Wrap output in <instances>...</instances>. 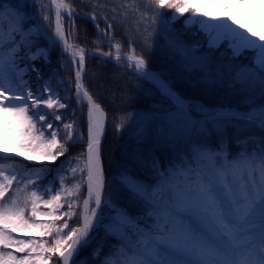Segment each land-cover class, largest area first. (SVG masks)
I'll list each match as a JSON object with an SVG mask.
<instances>
[{
  "label": "snow or ice",
  "instance_id": "6c2138e0",
  "mask_svg": "<svg viewBox=\"0 0 264 264\" xmlns=\"http://www.w3.org/2000/svg\"><path fill=\"white\" fill-rule=\"evenodd\" d=\"M30 2L40 4L42 22L27 11ZM90 3L86 15L97 29L91 52L69 42L75 33H66L63 19L75 9L67 0H0V137L13 145L12 151L0 146V264H264V35L237 24L235 12L226 14L227 5L221 4L219 15L207 11L216 0ZM244 3L237 0L238 6ZM106 7L111 21L119 20L126 31L134 28L145 47H153V37L162 38L181 80L202 83L213 94L227 92L236 105L189 102L162 73L148 70L131 42L127 52L121 42H112L107 13L100 29L96 12ZM180 17L186 28L198 26L207 47L189 44L176 31ZM105 38L107 52L100 48ZM41 39L47 43L41 45ZM225 41L230 56L221 61L216 52ZM50 45L71 56L76 102L81 107L86 102L85 148L51 180L52 169L35 166L32 157L54 163L85 136L73 121L63 123L61 139L60 127L41 108L68 106L59 97L63 78L58 84L44 80L35 90L30 84L36 69L29 62L47 59ZM97 54L126 62L167 105L142 118L137 148L111 180L102 159L106 113L82 75L86 57ZM54 119L63 118L54 114ZM124 126L121 117L116 130ZM229 132L235 151L224 146ZM155 146L168 149V165L157 158ZM93 243L90 257L81 260V250Z\"/></svg>",
  "mask_w": 264,
  "mask_h": 264
},
{
  "label": "trees",
  "instance_id": "16d2710c",
  "mask_svg": "<svg viewBox=\"0 0 264 264\" xmlns=\"http://www.w3.org/2000/svg\"><path fill=\"white\" fill-rule=\"evenodd\" d=\"M67 2L72 5L76 14L90 17V15H86L92 7L90 0H67ZM115 2L116 0H100V3H107L109 7ZM162 11L168 16L172 14V10L170 9H163ZM106 13L109 16V21L114 25V41L121 42L124 50H126L125 46L131 42L132 47L136 50V54L143 55L146 58L147 68L155 73H162L164 78H168L171 83L176 85L177 90L189 102L194 104L207 102L209 105L229 103L236 105L237 101L227 92L213 94L202 83L195 84L181 80L178 75L176 62L166 51V44L162 38L153 37V47H145L142 38L137 35L134 28L126 31L125 25L120 23L119 20L111 21V14L108 12L107 7L103 11L97 10L96 12L98 18L103 20V22H98L101 30L105 28L104 16ZM73 23L75 24L74 30L72 28ZM175 29L184 34V39L189 44H195L199 41L200 44L206 47L203 36H200L192 28L183 27L182 20L175 21ZM73 31L75 34L71 39L72 43L89 49L97 47L93 43V40L97 37L95 24L84 18L74 16L70 23L69 33ZM40 44H45V41L41 39ZM100 48L105 52L109 51L105 43L101 44ZM226 48V45H222L219 51L216 52V56L221 61H224L225 57L230 56ZM56 55L49 57V59L41 57L38 60L29 62L30 64H34L36 69V71L31 72L30 76V84L34 90L40 87L44 80L51 81L54 78L55 84H58L61 78H70L72 76V66L68 61V57L60 52ZM241 59L243 60V57ZM125 69L124 67L121 71L111 62L98 57H87L84 69L83 83L96 102L104 108L106 117L110 122L116 125L121 117L125 120V126L121 129L120 134L117 135L113 128H108L102 143V159L104 161L106 179L108 180L115 177L120 167L125 164L137 148V134L143 131L140 130V127L138 128L140 124H136L135 121L142 120V118L150 114H159V110L167 107L149 82L134 76ZM38 74L42 79H37ZM59 97L61 98V102L68 105L66 108L48 110L41 106L42 110L47 113L49 120L60 127L61 139H63V123L75 121L76 132L78 134L84 133L85 142L72 144L69 151L64 156L59 157L56 162L46 163L52 169V172L49 174V180L56 176V171L61 164L67 166V161L77 156L85 148L86 144V106L81 107V105L77 104L74 91L68 87L66 82H64V87L59 90ZM54 114L61 115L62 121H55ZM36 119L38 120V117ZM141 126L144 127V125ZM257 134L259 135V133ZM230 138L231 132H229V139L225 140L224 146L235 151L236 146L233 142H230ZM168 147L172 148L171 156L175 157L177 155L176 149L172 146ZM154 150L158 154L157 158L161 159L164 165H168L170 159L168 149L156 146ZM179 155L187 159L183 151ZM73 162L75 163L74 160ZM173 163H177V161L173 160ZM65 175H68L67 183L71 184L73 182L72 177L68 173H65ZM56 185L57 187L59 186L58 178L56 179ZM45 198H47V194H45ZM69 223L73 227L77 226L75 220H70ZM102 236L103 233L101 232L98 240ZM95 246L96 244L93 243L88 248L82 249L80 259L90 257L91 251ZM105 251H107V247H105Z\"/></svg>",
  "mask_w": 264,
  "mask_h": 264
},
{
  "label": "rangeland",
  "instance_id": "374dc122",
  "mask_svg": "<svg viewBox=\"0 0 264 264\" xmlns=\"http://www.w3.org/2000/svg\"><path fill=\"white\" fill-rule=\"evenodd\" d=\"M260 1L262 2L263 0H260ZM40 3H48V0H40ZM204 3L207 4V3H208V0H204ZM225 5L228 6V7H227V13H228V12L233 13V12H235L234 8L239 7L238 4H237V2H236V3H231V2L229 3V0L225 3ZM39 6H40L39 3H37L36 5H32L31 2H30V3H29V6H28V8H27V11L29 12V14H30V15H33V16L35 17V19H37V20H41V16H42V14H41L40 11H39ZM251 7H252L253 9H255V8H257V4L254 2V3L251 4ZM223 9H224V8H223ZM206 10L209 11V12H213V13L219 15V12H217L216 10H213V9L211 8L210 5L208 6V8H207ZM187 15H189V14L186 13L185 16H187ZM52 19H53V21H54V11H53V13H52ZM177 20H182V25H183V27L186 28V26H185V24H184V17H180V18L177 19ZM177 20H176V21H177ZM41 22H42V20H41ZM236 22H237V24H243V25H245V24L243 23V21H240V22L236 21ZM63 25H64V27H65L66 33H69V27H70V24H69V22H68V20H67V18H66L65 16H64V19H63ZM245 27H246V26H245ZM187 28H192V29L196 30V31L200 34V36H203V40H204V42H205L206 38L204 37V34H203V33H201V32L198 31V26H187ZM246 28H251V29L256 33L257 36L262 35V34H260L258 31L254 30L253 27H246ZM100 34H101V36H103V32H101ZM48 35L51 36L52 33L49 32ZM4 38L7 39V35H6V34H4ZM43 41H44V40H43ZM69 42H71V40H70ZM112 42L115 43L114 41H112ZM46 43H47V42H45V44H46ZM71 43H72V42H71ZM43 45H44V44H43ZM105 45L108 47V41H107V38H105ZM222 45H226V47H227V41L223 42ZM206 47H207V45H206ZM108 48H109V47H108ZM85 49H86V48H85ZM226 49H227V48H226ZM227 50H228V52L230 53V50H229V49H227ZM123 51L126 52V50H124V49H123ZM58 52H60L61 54L65 55V54L62 52V49H60L59 45H50V46L48 47V49H47V59H49V57L57 56L56 54H57ZM251 55H252L251 53H248V57H249V58L251 57ZM65 56H66V55H65ZM243 59H244V58H243ZM68 61L70 62V65H71V59H70L69 57H68ZM245 62H247V61H245ZM123 65L126 67V62H123ZM71 66H72V65H71ZM74 72H75V68L72 67V76H73ZM72 76L70 77L71 79H72ZM70 78H64V81H65V82H68V80H69ZM135 123H136V124L139 123L140 125H138V128L140 127V130L143 131L144 127L141 126V125H143L142 120H136ZM141 127H142V128H141ZM0 146H3L4 148H6V149L9 150V151H12V149H13V145L11 144V142H10L9 140L3 138V137H0ZM170 146H171V145H170ZM155 147H156V146H155ZM161 147H163V146H160V148H161ZM19 158H20V157H16V159H18V160H19ZM33 159H36V157H34V156L32 157V162L35 163ZM37 160H38V159H37ZM25 162L28 163V161H25ZM38 162H41V161L39 160ZM38 162H37V163H38ZM42 162H43V161H42ZM42 210L46 211V209H42Z\"/></svg>",
  "mask_w": 264,
  "mask_h": 264
},
{
  "label": "bare ground",
  "instance_id": "6f19581e",
  "mask_svg": "<svg viewBox=\"0 0 264 264\" xmlns=\"http://www.w3.org/2000/svg\"><path fill=\"white\" fill-rule=\"evenodd\" d=\"M228 0H216V4L210 5L213 10L219 12L224 11L221 4L225 5ZM231 3H236L237 0H230ZM257 4V8L253 9L251 7L252 3ZM235 19L240 22L243 21L246 27H253L254 30L258 31L260 34L264 35V0H246L242 6L234 8ZM227 15H232L228 12Z\"/></svg>",
  "mask_w": 264,
  "mask_h": 264
},
{
  "label": "water",
  "instance_id": "95a60500",
  "mask_svg": "<svg viewBox=\"0 0 264 264\" xmlns=\"http://www.w3.org/2000/svg\"><path fill=\"white\" fill-rule=\"evenodd\" d=\"M64 16H66V17H68L67 16V14L65 13L64 14ZM85 18V17H84ZM86 19H88V20H91L90 18H86ZM98 20H100V19H98ZM92 21V20H91ZM61 47V46H60ZM62 49V48H61ZM68 56H70L69 54H67ZM89 56H92V55H89ZM95 56H98V57H100L98 54L97 55H95ZM71 57V56H70ZM101 58H103V59H106V60H110L111 62H113L115 65H117L118 67H121V65L115 60V59H113V58H111V57H101ZM77 59H78V57H77ZM128 70H130V69H128ZM149 70V69H148ZM134 75H136L135 73H134V70H130ZM152 72V71H151ZM154 73V72H153ZM83 75V74H82ZM136 76H138V75H136ZM139 77V76H138ZM68 82H69V80H68ZM72 82H73V86H72V88L74 89V91H75V88H74V77H73V80H72ZM84 105H86V102H85V104ZM111 125V123H110V121L108 120V118L106 117V123H105V132H104V135H103V139H104V137H105V134H106V132H107V129H108V126H110ZM112 126V125H111ZM113 127L115 128V130H116V127L113 125ZM116 133L117 134H119L120 133V131H117L116 130ZM103 139H102V142H103ZM34 164H36L38 161L37 160H35L34 159ZM41 163V162H40ZM38 164V163H37ZM85 191H86V189H85Z\"/></svg>",
  "mask_w": 264,
  "mask_h": 264
}]
</instances>
